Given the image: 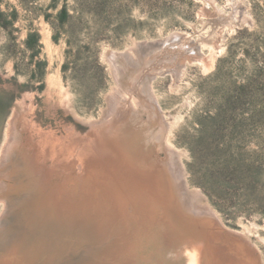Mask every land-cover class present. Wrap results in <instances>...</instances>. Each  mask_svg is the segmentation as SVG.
Listing matches in <instances>:
<instances>
[{"label":"bare ground","instance_id":"6f19581e","mask_svg":"<svg viewBox=\"0 0 264 264\" xmlns=\"http://www.w3.org/2000/svg\"><path fill=\"white\" fill-rule=\"evenodd\" d=\"M199 3L214 39L175 31L107 50L117 86L87 134L72 127L63 138L36 137L23 111L9 118L0 147V264H263L246 231L228 228L189 187L154 89L159 78L178 83L190 65L211 71L222 33L249 20L240 1L230 0V11L218 0Z\"/></svg>","mask_w":264,"mask_h":264},{"label":"rangeland","instance_id":"374dc122","mask_svg":"<svg viewBox=\"0 0 264 264\" xmlns=\"http://www.w3.org/2000/svg\"><path fill=\"white\" fill-rule=\"evenodd\" d=\"M228 1L218 0L230 11ZM237 1L249 20L221 34L215 67L190 65L154 89L189 187L228 228L246 231L264 264V0ZM201 10L199 0H0V147L16 109L36 137L87 134L117 86L107 50L175 31L214 39Z\"/></svg>","mask_w":264,"mask_h":264}]
</instances>
